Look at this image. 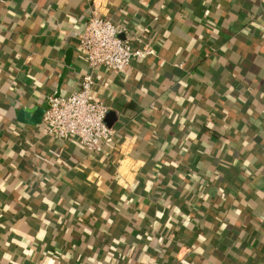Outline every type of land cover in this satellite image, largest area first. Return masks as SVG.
Here are the masks:
<instances>
[{
    "label": "crops",
    "instance_id": "0c3cea01",
    "mask_svg": "<svg viewBox=\"0 0 264 264\" xmlns=\"http://www.w3.org/2000/svg\"><path fill=\"white\" fill-rule=\"evenodd\" d=\"M93 2L155 49L94 69L97 153L31 123ZM0 264H264V0H0Z\"/></svg>",
    "mask_w": 264,
    "mask_h": 264
},
{
    "label": "built area",
    "instance_id": "2783aa9c",
    "mask_svg": "<svg viewBox=\"0 0 264 264\" xmlns=\"http://www.w3.org/2000/svg\"><path fill=\"white\" fill-rule=\"evenodd\" d=\"M148 34V28L131 33L126 27L100 17L93 2L91 15L78 37V49L83 53L89 72L82 75L77 92L66 97H47L40 134L61 143L75 139L89 153L100 152L104 145L113 143L115 130L105 123L108 108L93 96V71L103 67L120 72L134 59L155 56V49L145 41ZM51 155L54 161H62L59 154L51 152ZM36 158L53 163L51 159L38 155Z\"/></svg>",
    "mask_w": 264,
    "mask_h": 264
},
{
    "label": "water",
    "instance_id": "95a60500",
    "mask_svg": "<svg viewBox=\"0 0 264 264\" xmlns=\"http://www.w3.org/2000/svg\"><path fill=\"white\" fill-rule=\"evenodd\" d=\"M30 111L31 110H25V111L21 112V114H24L27 117V114L30 113ZM43 112L44 111H37V112H35V114H34V117L35 118H33L31 120V123L32 124H37V125L40 124V122H41V116H42Z\"/></svg>",
    "mask_w": 264,
    "mask_h": 264
},
{
    "label": "trees",
    "instance_id": "16d2710c",
    "mask_svg": "<svg viewBox=\"0 0 264 264\" xmlns=\"http://www.w3.org/2000/svg\"><path fill=\"white\" fill-rule=\"evenodd\" d=\"M32 181H29L28 183H27V186H28V188H30L29 186H31L32 185ZM158 250H159V256H163L164 255V250H163V248L162 247H160V246H158Z\"/></svg>",
    "mask_w": 264,
    "mask_h": 264
}]
</instances>
